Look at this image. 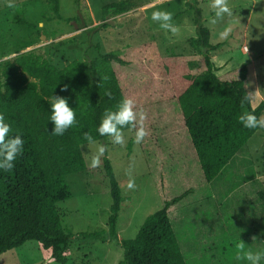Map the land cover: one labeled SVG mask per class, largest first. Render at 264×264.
Masks as SVG:
<instances>
[{
  "label": "trees",
  "instance_id": "16d2710c",
  "mask_svg": "<svg viewBox=\"0 0 264 264\" xmlns=\"http://www.w3.org/2000/svg\"><path fill=\"white\" fill-rule=\"evenodd\" d=\"M52 1L60 18L58 0ZM197 5H190L196 14V38L190 42L194 59L163 57L151 41L127 46L121 53L74 62L62 70L32 52L0 64V112L25 140L14 169L0 172V256L37 242L50 251L54 262L67 264L75 236L63 228L57 205L73 197L67 177L87 170L81 150L87 144L84 133L97 142L110 139L101 137L96 128L105 109L114 110L124 98L133 99L146 114L148 135L139 145L161 208L147 217L134 239L121 240L123 259L118 264H188L184 254L188 246L215 255L209 264L221 260L240 264L233 255V260L226 257L228 251L232 254L234 242L243 243L245 251L251 247L257 251L246 244L243 234L237 240L228 237L210 184L258 131L264 132V128H244L238 120L245 108L261 118L264 103L253 106L256 96L248 65L216 74L209 54L219 45L210 43V31ZM125 12L126 2L109 4L103 8V19ZM18 24L37 29L24 18ZM29 47L31 43L25 49ZM52 95L67 98L77 113V124L63 136L50 133L48 100ZM244 97L248 100L242 103ZM104 169L112 198L108 234L117 240L123 197L107 158ZM257 196L264 204V192ZM200 217L201 222L197 221ZM184 219H192L191 230L181 223ZM241 227L239 222V231ZM80 237L86 242L107 241L103 232ZM190 238V242L184 240Z\"/></svg>",
  "mask_w": 264,
  "mask_h": 264
},
{
  "label": "rangeland",
  "instance_id": "374dc122",
  "mask_svg": "<svg viewBox=\"0 0 264 264\" xmlns=\"http://www.w3.org/2000/svg\"><path fill=\"white\" fill-rule=\"evenodd\" d=\"M120 2H126V12L104 20L103 8ZM195 2L202 11L203 25L210 31V43L219 45L209 54L216 74L225 75L248 65L251 89L256 96L253 106L264 103V0H229L233 15L225 16L215 24L209 23L210 0H58L60 18L55 12L57 4L52 0H0V64L32 52L62 70L74 62L121 53L127 46L151 41L157 43L163 57L184 55L194 59L196 53L190 42L196 38V14L190 5L194 6ZM158 9L173 13V23L177 28L175 34L161 30L151 21V13ZM19 18L36 25L37 29L20 26ZM223 31L228 32L226 38L219 35ZM29 43L32 47L25 49ZM198 65L201 64L198 62ZM261 118H264V111ZM134 135L133 131H125L123 145L112 143L110 138L81 147L87 170L67 177L73 197L57 205L63 228L75 236L67 253V264H118L123 259L121 240L134 239L147 217L161 208L160 198L141 147L134 142ZM99 144H103L106 151L100 166L91 168L88 166L90 156ZM105 158L111 163L123 197L117 240L108 234L112 198L104 169ZM130 176L135 180L134 189L127 187ZM210 188L231 241L243 234L249 247L252 244L256 250L264 251V204L257 196L264 192V132L258 131L252 137L212 181ZM245 211L246 216L243 217ZM235 216L241 217L233 220ZM200 219L197 221L201 222ZM191 220L184 219L181 223L191 230ZM240 220L242 227L239 231ZM94 232L105 233L107 241L86 242L80 237L83 233ZM210 236L207 237L211 239ZM184 240L192 241L191 238ZM239 246L234 242L230 247L232 254L228 251L226 257L231 259L234 256L237 263L244 264L245 260L237 259L243 255ZM201 249L188 246V251L184 252L186 262L209 264L216 259L215 255L200 252ZM189 250L191 257L188 256ZM199 253L202 255L196 257ZM213 254L218 255V250H213ZM3 262L57 264L50 251L44 250L37 242H28L5 253L0 256V264ZM218 264L231 263L221 260Z\"/></svg>",
  "mask_w": 264,
  "mask_h": 264
},
{
  "label": "clouds",
  "instance_id": "9594fccd",
  "mask_svg": "<svg viewBox=\"0 0 264 264\" xmlns=\"http://www.w3.org/2000/svg\"><path fill=\"white\" fill-rule=\"evenodd\" d=\"M209 8L211 10L209 23L212 24L217 23L225 16L231 17L233 15V8L229 0H210ZM151 21L155 22L161 30L173 34L177 31L173 23V13L171 11L164 9L155 10L151 13ZM219 35L222 38H226L228 32L223 31ZM67 87L65 85V89ZM247 100L248 97H244L242 103ZM48 103L51 112L49 122L52 124L50 133L55 136H63L66 131L77 124L76 110L70 106L67 98L59 95H52ZM145 119V112L142 109H137L136 102L131 98H124L115 106L114 110L111 108L105 109L100 123L96 128V132L101 137L111 138V142L114 144L123 145L125 143L124 129L127 128L130 131H134V142L140 144L148 135L144 126ZM238 120L247 129L264 128V118H258L254 112L246 108L241 111ZM83 139L87 142V145L97 144L96 139L90 133H84ZM24 145L25 140L22 134L14 132L5 114L0 112V172H10L14 169L17 158L23 155ZM105 151V146L99 144L96 152L90 156L88 166L91 168L99 167L101 157L104 156ZM127 187L129 189L135 188V180L131 176ZM254 239L256 238L253 237ZM239 247L243 255L238 256L237 259H243L248 264H261V261L264 260V251H253L251 249L245 251L243 243Z\"/></svg>",
  "mask_w": 264,
  "mask_h": 264
},
{
  "label": "crops",
  "instance_id": "0c3cea01",
  "mask_svg": "<svg viewBox=\"0 0 264 264\" xmlns=\"http://www.w3.org/2000/svg\"><path fill=\"white\" fill-rule=\"evenodd\" d=\"M240 217H241V216H240ZM240 217H239V218H240ZM239 218H237V217L235 216L234 219H239ZM240 223H241V220H240ZM1 257H2V256H1ZM2 264H4V262H3ZM18 264H25V263H22V262H21V263H18Z\"/></svg>",
  "mask_w": 264,
  "mask_h": 264
}]
</instances>
